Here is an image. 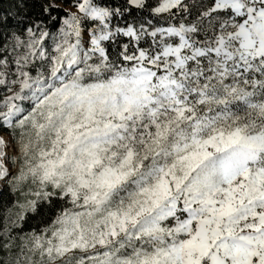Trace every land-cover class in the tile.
I'll return each mask as SVG.
<instances>
[{
  "label": "snow or ice",
  "instance_id": "6c2138e0",
  "mask_svg": "<svg viewBox=\"0 0 264 264\" xmlns=\"http://www.w3.org/2000/svg\"><path fill=\"white\" fill-rule=\"evenodd\" d=\"M0 264H264V0H0Z\"/></svg>",
  "mask_w": 264,
  "mask_h": 264
}]
</instances>
